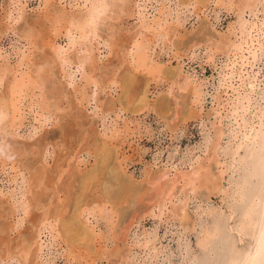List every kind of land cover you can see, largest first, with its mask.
I'll return each mask as SVG.
<instances>
[{"label": "bare ground", "instance_id": "bare-ground-1", "mask_svg": "<svg viewBox=\"0 0 264 264\" xmlns=\"http://www.w3.org/2000/svg\"><path fill=\"white\" fill-rule=\"evenodd\" d=\"M133 1L136 0H83L82 6L85 10L76 14H66L58 8H46L40 15L42 17L39 18L37 24L41 26L38 33H32V36L35 37L36 44L34 45L37 49V54L34 53L35 60H33L34 57L32 58L34 61L32 62V71L30 73L23 71L19 73V76L16 75L21 67L27 64L25 58L17 61L14 72L7 65L9 62L0 64V83L8 73H14L11 79L5 81L3 93L0 94V127L3 129H6V127L17 129L22 126L25 114V109H22V107L28 108L30 113H34L36 121H45L46 115L43 111L44 109L50 110L51 106L47 103V98H45L44 106H42L38 100L39 95L34 91L49 84L50 74H59V78H62V76L64 78L68 77L67 67L70 68L72 65L82 69V78L88 88L93 85L97 89L104 87L105 84L116 83L119 84L121 89L119 96L106 104V110L101 108V103L95 97V89H92L91 93L83 90L69 91L76 102L73 106L75 109L77 108V110H74L76 112L69 117H74L75 121L80 120L82 112L85 113L84 110L80 111L79 109L84 107L83 101L89 104L91 100L96 102V107H99L102 113L119 109L134 114L142 109L153 107L167 121V114L170 112V107L167 105L168 101L166 102L164 96L155 102L149 99V81L167 78L172 80V83L178 84L179 88L182 87L178 81H175L176 79L174 80L176 73L171 67H162L151 59L149 54L151 40L147 35L142 34V29H146L147 32L152 30L155 38L159 35L167 38L169 33L163 29L161 18L152 19V24L147 27L145 23L141 22L137 26L138 29L135 31L134 36L131 37L122 36L120 33L122 29H119L115 24L106 25V30L111 32L106 35L104 46L116 55L118 65H122V58L124 57L127 62V69L122 74L118 75V68L115 66V69L112 68L109 71L111 76L105 78L102 72L99 73L98 62L94 57L92 37L96 35L99 24L106 19V12L112 11L113 15H109V17L118 20L126 10L130 12ZM191 1L206 6L207 2L212 0H180L181 4L190 3ZM214 2L237 14L235 22L229 25L228 34L221 35L220 38L213 40L209 47L210 59L213 61L214 55L223 54L227 61L226 67L230 71L229 75H232L238 63H240V66L254 63L257 61L258 52L262 51L263 41L261 37H264V28L257 26L255 23L250 24L243 19V14L246 11L255 15L260 2L259 0H236L228 3H224L223 0H214ZM260 11L264 14V3L261 5ZM7 17L10 18V14ZM31 25L30 27H32ZM262 25H264V20ZM25 30L24 33L27 31ZM45 30L46 34L44 33ZM42 32L44 33L43 36H39L42 35ZM62 33L68 38L67 47L65 48L58 45L55 42V37H52V34L60 35ZM46 42L50 45L47 46ZM127 56H129L130 61L126 59ZM54 64L56 66H52ZM138 74H143L146 78V84L141 90L138 87ZM237 76L239 78L238 86L231 85V93H226L225 99H222L219 95L215 96L217 107L212 109L216 115L220 116V122L223 116L232 121V125L235 127V133L232 135L230 144L222 150L227 162L222 163L219 159L220 140L224 134L223 129L221 126L212 125L202 140L203 151L207 153L204 160L199 157L196 158L190 164L189 170L180 172L178 176L175 175L174 178L170 179V182L163 184H160L159 181L166 172H163L159 177L155 174H153L154 176L146 174L145 182L152 187H156L155 195H150L152 198L146 196L148 195V189L142 188V183L136 181L129 173L130 157L128 152L132 149L127 144L128 137L134 135L130 131V127L123 130L114 127L110 130L109 135L105 132L103 136L100 132H97V135H93L95 137L93 140L88 139V137H92L88 134L85 146L81 145L82 143L76 139L80 146L85 147V149H81L82 151L87 150L86 145L92 148L95 159L90 167L79 171L80 176L77 173L76 177H79V179L73 176L75 179L69 180L71 177L66 174L68 173V170H66V179L70 177L66 183L61 181V177H65V175H62L65 172L62 167L67 162L69 164L71 160L72 162L75 161L79 153L77 155L75 151V155H73L68 152V148H70L66 146V137L68 136L67 133H63L62 128L61 135H59L61 141L52 142V144L56 143L55 145L58 148L62 146L59 149L53 146L57 150L54 149L56 159H54L53 166L45 163L43 159L49 142L44 141L38 144V147H36V144L37 149L31 152L32 158L28 153L30 159H36L35 161L30 160L32 164L25 154H23L25 157L21 160L18 156L19 158L16 159L17 161L20 160V167L22 169L26 168V170L31 169L32 172L29 171L31 177L29 175L28 187L25 186L20 191L19 197L7 201V210L4 208L7 214L5 212L6 217H3L5 218L3 221L9 219L13 221L16 219V221L9 226L0 223V255L17 258L22 263L38 260L40 246L42 245L40 237L43 229H47L53 241L64 243L70 249L69 257L71 255L73 259L77 260L79 257L84 259L87 256L90 258L97 256L101 259L104 255H111L110 258H113V256L118 257L117 259L122 264H134L129 259L131 250L127 254H123L124 251L120 252L122 249L117 244L109 252L105 249L100 251L101 246L98 245V242L105 237L97 233L90 225L89 217L90 215L94 216L95 212H99V216L102 217L105 210L110 207V220L112 221L115 215L118 219L123 217L121 215L124 214L125 209L130 207L133 201L142 202L147 197L146 200L150 203L148 213L160 219L165 216L168 222H177L184 234L188 231L195 232L194 248L190 246L189 241L178 243L176 248L179 256L178 260L170 264H264V91H256L255 77L250 78L249 74L246 77L242 74ZM53 89L60 92L58 88L53 87ZM184 89L188 90L189 102L186 112H182L183 116L181 115L180 123L190 119L202 120L203 91L201 86L191 81ZM29 91L31 92L29 93ZM78 93L81 95V99L77 97ZM40 95L43 96V94ZM253 98L256 100L255 102H252ZM53 106L57 110L59 109L58 104ZM247 114H250V117H247ZM65 115V118H67L70 114L67 112ZM80 122L82 121L80 120ZM84 125L80 127L84 129ZM85 127L87 128L86 125ZM178 128L179 124L173 125L171 132H176ZM64 129L67 128L64 127ZM67 132L69 133V130ZM88 132V130H85L82 134L85 135ZM82 134L80 135L82 136ZM76 141L74 144L77 143ZM71 143L73 144V142ZM72 144L68 146L74 148V144ZM20 147L17 145L12 149L8 143H2L0 147L2 167L6 165V157L9 156L10 159H13V156L20 155L19 153L23 148ZM22 152H24V148ZM9 158L8 161H10ZM17 161L15 162L18 163ZM211 162L218 168L223 165H225V168H221L217 174H214L211 170ZM12 167L15 166L12 165ZM20 167L19 169H21ZM227 169H232V173L228 177L227 186L225 187L222 180ZM71 173L75 174V172ZM22 181H25L24 178ZM59 184H62L63 187ZM177 185L179 187L175 192ZM61 187L62 189H60ZM71 189L74 191L71 192ZM202 190L207 193V201L211 199V195H218L221 199V206L219 208H201L197 214L198 217L189 223L190 216L186 212L187 202L191 196L195 197ZM70 192L71 194H69ZM2 202L0 201L1 207ZM146 209L144 213L147 211ZM155 210H157L156 213ZM136 211L133 213L138 215L141 210H138L137 213ZM141 213L140 215L143 214ZM28 214H30L27 219L28 225H26L27 228L24 227L23 230H26L24 233L19 231L16 238L4 236L3 233L6 231L12 232L17 228L16 226L21 225ZM19 215H21V218L17 217ZM133 215L131 218L134 219ZM133 219H131L129 227H126L127 229L133 225L136 217ZM118 220L117 222H120ZM118 224H114V227H117ZM114 229H112V232ZM116 231L118 232V230ZM151 236V232H145L138 244L143 249L149 248L150 253L157 256L160 251L154 243L151 244L153 241ZM125 238L127 237L125 236ZM115 242H118L117 239ZM34 245H36L35 248ZM76 250L78 251L75 252ZM31 257H35V260ZM110 258L108 257V259ZM89 263L94 264V260Z\"/></svg>", "mask_w": 264, "mask_h": 264}, {"label": "rangeland", "instance_id": "rangeland-1", "mask_svg": "<svg viewBox=\"0 0 264 264\" xmlns=\"http://www.w3.org/2000/svg\"><path fill=\"white\" fill-rule=\"evenodd\" d=\"M223 1L224 3H228L229 1L236 0ZM259 2L260 4L256 14L252 15L246 11L243 14V19L250 24L255 23L257 26L264 28V25H262L264 14L260 11L264 0H259ZM82 5L83 0H0V64L9 62L7 65L10 66L14 72V67L17 61L25 58L27 64L23 65L16 75L19 76V73L23 71H25V73H30L33 69L32 62L35 60L34 53L37 54V49L35 48L36 45H34L36 44L35 37L32 36V33H38V29L41 27L40 25H37L42 17L40 15L46 8H58L66 14H76L85 10ZM8 14H10V18L7 17ZM109 15H113V12H106V19L99 24L96 35L94 37L91 36L92 44H94V57L98 62V71L99 73L102 72V74L105 75V78L106 76H111L109 71L112 70V68L115 69V66L118 68V75L122 74L123 71H126L125 69H127V62L124 59L125 57L122 58V65H118L116 55L108 47L104 46V40L107 38L106 35L111 32L110 30H106V25L115 24L119 29H122L120 32L122 36L131 37L134 36L135 31L138 29L137 26L141 22L145 23L147 27L152 24V19H162V27L169 33L167 38L160 35L155 38L152 34V30L147 32L146 29H142V34L147 35L151 40L149 47L151 59L162 67H171L176 73L174 80L176 79L175 81H178L182 87L179 88L178 84L172 83V80H168L167 78H158L149 81V99L152 102H155L164 96L166 102L168 101L167 105L170 107V112L167 114V121L166 118H162L153 107L142 109L134 114L119 109L102 113L101 109L96 107V102L91 100L89 104H87L86 101H83L84 107L79 108L80 111H85V113L80 112V120L84 122V124L87 122L85 124L87 126L86 128L80 120L75 121V119H73L74 117H69L76 112L74 110H77V108L75 109L73 106L76 102L73 100L70 92L73 90H83L84 92L91 93V90L95 89V97L98 99V102L101 103V108L106 110V104L109 103L110 100H115L119 96L121 91L119 84L109 83L108 85L105 84L104 87H99L97 89L91 85V87L88 88V85H86L85 80L82 78V69H78L74 65L70 66V68L67 67V72L69 71L68 77L64 78L62 76V78H59V74H50L49 84H46L41 89H35L34 91L39 95L38 100L42 106H44L45 98H47V103L51 106L50 110L44 109L43 111L46 115V120H42V122L36 121V115L30 113L28 108L22 107V109H25L22 126L17 129H12L10 127L3 129L0 127V147L2 146V143L6 142L12 149L17 145L18 147L21 146L20 148H24V152H22V148L21 153H19L20 155L13 156V159H10L9 156L6 157L5 159H7V162L5 167H2L3 165L1 166L2 159L0 157V201H3L2 207L0 205V223L9 226L16 221V219L14 221L11 219L7 221L5 220V222L3 221L5 219L3 217H6L7 214V201H12V198L16 199L20 196V191L24 189L25 186L28 187L30 180L29 175L32 171L31 169H27V171L26 168L22 169V167H20V160L25 157L23 154L28 156L29 161L33 160L30 159L32 158L31 152L34 149H37L36 147H38V144L43 143L44 141L51 144L54 141H61L59 136L61 135V128L63 133H67L68 136L66 137L68 144L65 142L67 148L70 147L68 148V152L73 155H75V151L76 154L79 153V155L77 154L78 157L75 161L73 160L72 162L71 160L69 161V164L71 163L70 165L67 162L66 165L62 167V170H65L62 175H65V177H61V181L65 183L75 178L79 179V177H76L77 173L78 176H80L79 171L90 167L92 163H94L95 158L92 148H89V145H86L87 150H81L85 149L84 146L86 143V137L89 136L88 134L92 136L90 138L88 137V139L93 140V138H95L93 135H97V132H100L102 136L105 132L109 135L110 130L114 127H118L120 130L130 127V131L134 133L133 136L128 137L129 140L127 139V145H130L129 147L132 149V151L128 152V156L130 157L129 173L132 174L136 181L142 183V188L148 189V195H146L147 197L149 196L148 198H152L150 195H155L154 191H156V187H152L144 180L148 174L150 176H154L153 174H155L159 177L163 172H166L159 182L160 184L170 182V179L174 178L175 175L178 176L180 172L189 170L190 164L196 158L199 157L204 160L207 157V153L203 151L202 140L212 125L221 126L223 129L224 134L220 140L219 159L222 163L227 162V158L222 154V150L230 144L232 135L235 133V127L232 125V121L223 116L221 117L220 122V116L213 112L212 109L217 107L215 96L219 95L222 99H225L226 93H231V85L234 87L238 86L239 78L237 75L239 74L244 75V77H246L247 74H249L250 78L255 77L254 84L256 91H264V37H261L263 47L262 51L258 52L257 61L251 64H245L244 66H240V63H238L234 68L235 72L232 75H229L230 71L229 68L226 67L227 61L225 56L223 54H216L213 56L214 60L212 61L209 57V47L213 40L220 38L221 35L228 34L229 25L235 22L237 14L232 10H227L225 6L216 4L214 0L208 1L206 6H201L194 1L181 4L180 0H136L131 3L130 12L126 10L120 19L113 20ZM32 22L36 24H32ZM28 23L30 24L27 25ZM30 25L32 27H30ZM3 27L6 28L1 29ZM23 29L26 31L25 33ZM44 33L46 34V30ZM44 33L42 32V35H38L43 36ZM52 37H55V42L58 45H61L64 48L67 47L68 38L64 36L63 33L60 35L52 34ZM48 45L50 44L47 43V46ZM126 59L130 61L129 56H127ZM52 66H56V64ZM13 72L8 73L5 79L0 83V94L3 93L5 81L11 79L14 74ZM138 78V87L141 90L146 84V78L143 74H138ZM191 81L195 84H199L203 91V107L201 110L202 120L190 119L184 123H180L181 115L183 116L182 112H186L189 102L188 90L184 88L187 87ZM64 86L65 88H63ZM53 87L60 89V92H57ZM30 92L31 91H29V93ZM47 92L50 93V96ZM40 94H43V96ZM77 97L81 99L79 93L77 94ZM255 101L256 100L253 98L252 102ZM57 104L59 106L58 110L53 106H57ZM25 105L27 104L25 103ZM67 112L70 115L65 118ZM247 117H250V114H247ZM175 124H179V128L176 132H171V127L173 125L175 126ZM81 125H84V129L80 127ZM64 127L67 129H64ZM68 130L69 133L67 132ZM85 130L89 131L87 134L85 133L86 136L82 134ZM80 134H82L83 137ZM58 138L60 140H57ZM76 139L84 146H80V143H78ZM75 141L77 142L75 143L76 145L74 144ZM71 142H73L74 148L68 146L69 144H72ZM49 143L46 146L43 159L45 163L53 166L54 159H56V149L54 147L58 148V146L55 145L57 142L52 145ZM78 147L82 148L79 149ZM59 148H62V146ZM27 149L29 150L28 152ZM28 153L30 154V158ZM18 156H20V158ZM8 158L10 161H8ZM16 158H19L20 160L18 159L19 161H17ZM35 160L36 159L33 161ZM30 162L32 164V161ZM12 165L15 167H12ZM67 166H69L68 169H66ZM19 167L21 169H19ZM223 167L225 168V165L218 168L213 162H211V170L214 174H217ZM66 170L70 173H66ZM167 171H169V173H167ZM17 172H19L18 175ZM71 172H75V174ZM65 173L71 178L67 177L66 179L67 175ZM231 173L232 169H227L223 174L224 178L222 184L225 187L227 186V179ZM22 177L25 181H22ZM60 186H62V184ZM62 187L60 189H62ZM178 187L179 185L175 188V192ZM74 190L71 189V192ZM71 192L69 194H71ZM206 197L207 193L202 190L195 197L191 196L189 198L186 206V212L190 216L189 223L198 217L197 214L201 208H219L221 206V199L218 195H211V199L208 201ZM146 198L142 202H138V200L133 201L130 207L125 209L123 212L124 214L121 215L123 217L118 218L119 220L117 219V215L114 216L112 221L110 220V207L105 210L103 215L101 214L102 217L99 216V212H95L96 214L94 216L90 215V225L93 226L97 233H100L105 237L98 242V245L101 246L100 251L105 249V251L109 252L119 245V248L122 249L120 252L124 251L123 254H127L129 250H131L129 259L133 261L134 264L174 263L179 257L176 250L178 243L189 241L190 246L194 248L196 239L195 232L188 231L184 234L181 232L177 222H168L166 221L165 216H162L160 219L159 217L148 213V205H150V203ZM4 208H6V210ZM145 209L147 211L144 213ZM134 210H137L136 213L138 210H141L140 213L142 212L143 214L141 213L142 215H140V213H138L139 217H137L138 215L133 213L135 212ZM156 212L157 210H155V213ZM30 214L27 215V218L23 219L24 223L22 222L21 225L16 226L17 228L12 232L9 230L6 231L3 233L4 236L6 235L9 238H16L19 235V231L24 233L26 230L23 229L24 227L27 228V219ZM132 215L134 219L136 217V220L131 218ZM17 217L21 218V215ZM131 219L135 222L133 221V225L130 226L128 230L126 227H129ZM117 220L120 222H117ZM114 224H118V226L116 225L117 227H114ZM113 228L120 233L115 229L112 232ZM196 228H198V226H196ZM145 232L152 233L151 237L153 241L151 244H155L158 251H160L159 255L154 256V254L150 253L149 248L143 249V247L138 244V241L143 238ZM112 233H116L114 234L116 237ZM125 236L127 238H125ZM40 239L42 245L40 246L38 260H35V257H31V259H34L35 261L33 262V260H30V262H27L28 264H90L89 262L93 260L94 264H122V262L117 259L118 257L113 256V258H110L111 255H104L101 259L97 258V256L91 258L87 256L84 259L79 257L77 260L75 258L73 259L71 255L69 257L70 249L64 245V243L53 241L50 237L49 230L47 229H43ZM116 239L120 243L115 242ZM35 246L36 245L33 247L35 248ZM77 251L78 250L75 252ZM4 257L0 255V264H27L22 263V261L17 258L10 257V259L6 256ZM108 257L110 259H108Z\"/></svg>", "mask_w": 264, "mask_h": 264}]
</instances>
